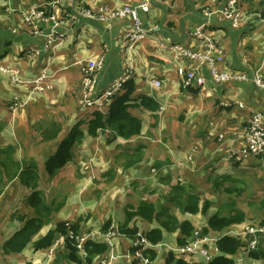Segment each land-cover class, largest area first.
<instances>
[{"label": "crops", "instance_id": "crops-1", "mask_svg": "<svg viewBox=\"0 0 264 264\" xmlns=\"http://www.w3.org/2000/svg\"><path fill=\"white\" fill-rule=\"evenodd\" d=\"M143 1L0 0V66L18 69L22 80L13 83L11 74L0 71V160L7 162L6 168L11 176L7 179L5 169L0 166V207H7L11 201L8 198L10 194H14L13 203L16 205L17 193L26 190L28 195L31 192L17 175L12 177L17 168L12 162L22 168L28 165L22 160L39 161L40 154L45 162L75 125L84 135L81 143L71 149L72 166L87 155L93 138L101 137L104 145H99L103 156L112 155L107 167H103L105 171L108 168L110 172L113 169L119 171L123 168L125 154L141 149V161L126 168L132 169L133 174H140L138 169L146 172L140 166L142 162H146L147 171L154 164L163 173L174 166L180 169L185 166L180 172L190 175L192 167L197 164H204L214 172L222 170L225 165L229 170H235L246 160L254 170L261 168L264 172V159L229 157L231 151L237 152L242 146L241 131L249 115L253 112L264 114V91L252 81L256 72L264 80V0H255L253 4L241 1L240 10L248 14L241 27L231 25L214 12L225 0H148L149 10L140 11L144 28L153 31L159 39L184 45H191L192 29L207 22L209 30L219 39L225 51L222 55L224 59L216 67L245 75L242 79L232 78L220 83L211 80L207 65L197 64L194 57L175 56L158 48L151 39H143L135 48L125 49L122 34L129 27V19L110 21L99 10L103 7L135 6ZM83 10H89L93 17H84ZM206 11H212V14L206 15ZM38 12L41 16L35 14ZM97 56L104 58V66L96 74L97 91L105 90L115 80L127 75V79L134 80V103L139 104L137 97L140 94L152 95L159 103L157 118L140 106L131 108V113L142 119L139 135L123 139L114 138L108 132L99 133L96 137L87 134V121L92 109L82 102V67L88 59ZM193 66L198 67L196 73L205 78V83L185 87L180 69L187 71ZM42 71L49 73L42 81V85L47 87L35 91L33 79ZM154 79L161 82L160 86L152 83ZM239 102L243 106L239 107ZM47 121L59 123L61 129L56 138L43 141L35 127L39 126V122ZM104 135L108 137L106 143ZM188 152H194L191 163L187 160ZM37 168L40 175L39 165ZM235 171V174L239 173L238 169ZM168 175L160 180L169 178ZM170 176L172 180L175 174ZM190 183L194 185L196 182L192 179ZM181 184L185 186V183ZM205 202L208 208L209 202ZM25 205L28 206L26 197ZM166 205L170 202L167 201ZM225 207L231 209L235 206L232 202L226 203ZM27 210V216L33 214L31 208ZM172 213L177 214L174 209ZM181 213L179 219L189 220L196 228L199 222L204 221L202 229L207 226L210 216L201 215V212ZM20 216L21 226L24 216ZM244 221L224 230L232 227L239 230ZM14 231H10L8 236ZM120 238L122 242L124 237ZM159 257L160 254L157 260ZM156 258L150 264H156Z\"/></svg>", "mask_w": 264, "mask_h": 264}, {"label": "rangeland", "instance_id": "rangeland-1", "mask_svg": "<svg viewBox=\"0 0 264 264\" xmlns=\"http://www.w3.org/2000/svg\"><path fill=\"white\" fill-rule=\"evenodd\" d=\"M241 1H247L251 4L255 2V0H240V3ZM151 116H153L152 113ZM102 137L105 143L108 142L107 135ZM96 138H93L94 141H92L91 146H88L90 149L86 148L87 155H84V158L79 163L76 162L72 166V162H67V166H63L64 168L62 169L60 168L61 170L59 169L53 177H50L43 169L44 160L41 154L39 161L22 160V162L28 163V165H35L36 167L39 165L38 189L45 193L48 199L53 198V207L61 203L59 209L52 212L49 222L40 229L37 235L34 236V239L42 236L59 221L72 223L79 220L80 229L77 237L81 244L85 240L95 241L101 238L109 244L114 254L119 255V258L115 260L116 264H131L135 259L131 255L133 251L131 241L135 240L130 241L124 238L121 242L120 236L116 234H113V236L101 234L100 227L107 219H110L112 225L118 228L124 220V210L128 205L137 206L142 201L151 202L156 208H159L163 204L166 205L169 195L167 193L168 187L171 186V182L174 184V181H176L185 183L187 191L200 196V206L203 205L205 200L209 202L208 208L205 211L206 214L199 212L201 215L209 216L213 212L225 214L234 208L229 209L225 207L226 203L233 202L235 208H241L246 214V219L242 225L243 227L239 228L240 235H238L243 240L244 247L239 250L236 256H233V259L236 264H264L261 259L255 260L248 257L247 251L251 250L250 248L242 251L245 250L247 244L249 245L253 234L256 240V250L259 248L264 250V232L258 230L261 227V221L264 220V207H261L264 196V172L261 168L254 170L253 167L247 165L248 161L246 160L245 162H241L239 167L235 168V170H239V173L235 174L236 171L233 169L229 170L226 165L222 167V170L217 169L211 172L204 164L202 166L197 164L194 168L192 167V173L188 175L180 172L185 166L181 169L174 166L163 173L159 172L157 164L150 166L147 171L148 167L146 166V162H142L140 166L144 167L146 172L138 169L140 170V174H133V170L126 169L125 166L119 171L113 169L111 172V169L108 168L106 172L103 167H107L112 155L109 154L106 158L103 156L99 145L100 143L103 144V141L101 137L100 139L98 137ZM193 153L188 152L186 154L188 155L187 158L190 155L192 157ZM260 169L261 171H259ZM174 174L175 177L171 180L170 175ZM166 175L169 178L165 177V180H160V178ZM192 179L196 182L194 185L190 183ZM25 197H27L26 190L17 193V201L16 205H14V194H10L8 198L11 201L7 207H0V238L2 243L10 236H8L10 231L16 230L20 226L18 220L21 217L20 214H23V216L28 215L27 209L30 208L25 205ZM173 209L177 213V217L180 218L182 213L176 208ZM173 209H170L171 213ZM136 224L138 225L139 231L142 232L148 231L149 226L151 228L157 226L156 222L150 223L144 220H137ZM202 224H204V221L199 222L195 230L200 231ZM231 229L234 228L232 227L229 230ZM250 229H255V233L251 235L244 234L246 230ZM178 235L179 232L176 235L172 233L164 234L163 239L157 245L159 247H155L157 251L159 250L157 254L161 256L159 260H157L158 255L156 256V264H163L168 251L171 250L176 252L174 253L177 257H181L177 251L179 245L176 243V238ZM238 235L233 234V236ZM112 237H114L113 240ZM193 239L188 238L187 244H191ZM63 240L59 236L49 249L38 251H35L30 244L18 255L3 254L0 245V264H74L72 262L68 263L65 260L59 263L57 262L56 253L64 251L65 249ZM111 240L112 244L110 245L109 242ZM204 247L207 248L206 246ZM214 254L215 249H210L208 256L212 257ZM160 259H162V262ZM107 260H109V254H103L98 258L93 257L90 264H106ZM186 260H188L189 264H206L208 258L201 255H194L186 258ZM136 263L139 264L138 262ZM83 264L87 263L83 262Z\"/></svg>", "mask_w": 264, "mask_h": 264}, {"label": "trees", "instance_id": "trees-1", "mask_svg": "<svg viewBox=\"0 0 264 264\" xmlns=\"http://www.w3.org/2000/svg\"><path fill=\"white\" fill-rule=\"evenodd\" d=\"M134 89V80L129 78L111 99L105 111L92 110L91 117L87 121V134L95 137L99 133L108 132L114 138L120 137L123 139H130L139 135L142 129V119L133 115L130 111L131 108L138 106L151 112L157 118L156 112L159 110L160 105L156 99L152 95L140 94L137 97L139 104L134 103L132 96ZM35 128L40 132L43 141L56 138L61 129L60 124L55 121L41 122ZM83 135V131L79 126L75 125L60 141L56 151L45 160L44 170L50 177H53L60 168L72 160L71 149L81 142ZM140 152L141 149H136L133 154H125L123 166L127 168L139 162L142 159L139 155ZM12 164L17 167L13 171L12 177L17 175L27 187L31 188V192L26 197V203L32 209L33 214L27 217L24 216L25 218L22 217L21 226L2 243L1 249L4 254L21 253L30 244L35 251L49 249L59 236H62L64 239L63 245L65 249L56 253L58 263L65 260L68 263L72 262L74 264H83V262L90 264L93 257L103 255L108 251L109 246L104 241L85 240L79 246L77 237L80 229L79 220L72 223L59 221L42 236L34 239V236L37 235L40 229L49 222L52 212L59 209L61 203L53 207V198L48 199L45 193L38 189L37 180L39 174L38 168L35 165H26L20 168L18 163L12 162ZM0 166L5 169L6 177L9 179L11 176L9 170L6 168L7 162L0 160ZM199 199V195L187 191L181 182H177L170 187L168 196L170 205H161L159 208H156L154 204L147 201H142L137 206L128 205L124 210L123 223L117 228V232L120 236L129 239L137 238L138 233L141 232V235L145 236L151 244L157 245L162 240L164 232L172 233L179 231L176 243L179 246L186 245L187 239L195 231V226L187 219L179 220L176 215L170 212V209L171 207H175L183 213H204L207 209V204L204 202L200 206ZM261 206L264 207V197ZM245 215V212L235 207L227 215L213 213L208 217L207 226L203 229L201 228V232L204 234L208 233V231L221 232L225 228L242 223L246 219ZM137 220L156 222L157 226L142 232L139 231L136 224ZM260 225L261 227L259 228L264 227V220L261 221ZM111 226V220L107 219L100 227V232H108ZM243 243V240L239 236H221L216 242L219 254L212 257L206 264H236L233 256L244 247ZM155 250L148 248L143 251L149 261H153L156 258L157 252ZM247 252L248 257L251 259H261L264 262V250L262 248L257 250L255 248ZM132 264L137 263L133 262ZM164 264H189V262L182 257H177L173 251H169Z\"/></svg>", "mask_w": 264, "mask_h": 264}, {"label": "built area", "instance_id": "built-area-1", "mask_svg": "<svg viewBox=\"0 0 264 264\" xmlns=\"http://www.w3.org/2000/svg\"><path fill=\"white\" fill-rule=\"evenodd\" d=\"M240 0H225L224 4L216 9L214 12L218 13L221 17L228 20L231 25L236 27H241L245 22V16H248L246 11L240 10ZM149 10V2L148 0H144L143 2L135 5L129 6L125 5L119 8H108L103 7L99 11L104 14L105 17L112 21L119 18H128L130 21L129 27L122 34L123 42L125 49H132L143 39H151L156 42L158 48L170 51L175 54V56H181L183 58H195L197 64L207 65L209 69V73L211 76V80L214 82H225L232 78H245L243 74H235L234 72H227L219 70L216 67L218 62H221L224 58L225 51L220 43L219 39L214 35L213 32L209 30L208 23H202L195 26L191 33V45H184L180 43L168 42L162 39L157 38L153 31L144 28L142 18L140 15V11L147 12ZM206 15H211L212 11H206ZM38 16L41 14L35 13ZM82 15L84 17H93V14L89 10H83ZM209 22V21H208ZM52 38V35H50ZM104 66V58L103 56H97L92 59H88L86 64L82 67V78H81V90H82V102L85 107H88L92 110H100L105 111L107 105L110 103L111 99L118 93L119 89L122 87V84L127 80V75L123 76L119 80H115L108 88L103 91L96 90V74L97 72L103 68ZM198 67H190L189 70L185 71L184 69H180L183 73V86L188 87L191 84L194 86H202L205 83V78L202 75L196 73ZM0 71L8 72L11 74L13 83H17L22 81L21 77H19V70L9 66H0ZM48 72L42 71L40 74L33 79L34 82V90L42 91L47 85L43 86L42 81ZM254 85L259 90H264V80L259 75V73H255V76L252 78ZM152 83L155 86H160L161 82L157 79L152 80ZM16 102V100H15ZM239 107L243 106L241 102L238 103ZM221 137V136H220ZM242 137V146L239 151H231L229 157L233 158H261L264 159V114L261 112H253L249 115L247 119V123L241 131ZM189 162H192L191 155L187 158ZM114 229V230H113ZM259 231H264V227L259 228ZM255 229L246 230L244 234L251 235L255 233ZM101 233V232H100ZM240 231L231 229V230H222L221 232H213L208 231V233L204 234L201 230H195L193 235L190 238H194L191 244L182 245L177 247V251L179 256L186 259L190 256L201 255L208 258L207 262L214 256L218 255L219 252L216 247L217 240L224 235L230 234H239ZM106 236H113L116 234L120 236L117 232L116 227L113 225L111 229L106 233H101ZM240 235V234H239ZM238 235V236H239ZM240 237V236H239ZM126 238V237H124ZM60 239L63 240V237L60 236ZM114 237H112V240ZM129 239V238H127ZM79 240V239H78ZM112 240L109 242L112 244ZM132 242L133 251L131 255L135 258L133 261L138 262L139 264H148L150 261L144 255L143 251L148 248H153L157 245L151 244L145 236L141 235V232L138 233V237ZM95 241H104L99 238V240ZM105 242V241H104ZM107 243V242H106ZM83 244V243H82ZM79 241V246L82 245ZM256 240L253 234L252 240L249 245L245 246V250L250 248L251 250L255 248ZM109 246V244L107 243ZM206 246L207 248H203ZM215 249V254L211 257L208 256V252L210 249ZM52 250V248H51ZM176 253V252H175ZM109 254V260H107L106 264H115V260L119 258V255L114 254L111 251L109 246L108 251L105 253ZM101 255H96L98 258Z\"/></svg>", "mask_w": 264, "mask_h": 264}]
</instances>
